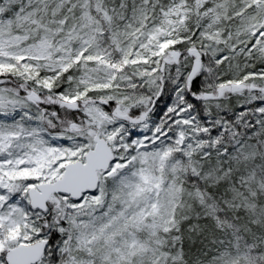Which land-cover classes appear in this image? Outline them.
Returning <instances> with one entry per match:
<instances>
[{"label":"snow or ice","instance_id":"snow-or-ice-1","mask_svg":"<svg viewBox=\"0 0 264 264\" xmlns=\"http://www.w3.org/2000/svg\"><path fill=\"white\" fill-rule=\"evenodd\" d=\"M0 264H264V0H0Z\"/></svg>","mask_w":264,"mask_h":264}]
</instances>
